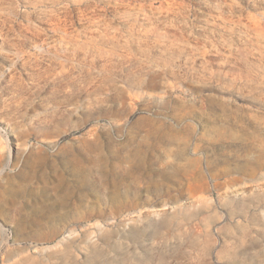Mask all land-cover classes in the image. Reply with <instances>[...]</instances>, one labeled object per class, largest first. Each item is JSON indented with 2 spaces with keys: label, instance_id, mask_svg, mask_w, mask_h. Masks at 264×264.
<instances>
[{
  "label": "rangeland",
  "instance_id": "rangeland-1",
  "mask_svg": "<svg viewBox=\"0 0 264 264\" xmlns=\"http://www.w3.org/2000/svg\"><path fill=\"white\" fill-rule=\"evenodd\" d=\"M0 264H264V0H0Z\"/></svg>",
  "mask_w": 264,
  "mask_h": 264
}]
</instances>
